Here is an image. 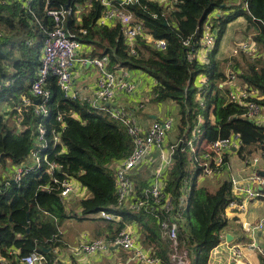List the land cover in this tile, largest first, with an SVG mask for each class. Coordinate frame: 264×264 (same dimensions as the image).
<instances>
[{
	"label": "trees",
	"instance_id": "trees-1",
	"mask_svg": "<svg viewBox=\"0 0 264 264\" xmlns=\"http://www.w3.org/2000/svg\"><path fill=\"white\" fill-rule=\"evenodd\" d=\"M88 1L33 0L30 12L22 7L21 0H0V83L3 85L0 90V255L12 259L8 252L11 248L20 250L18 257L37 249L46 255L49 264H57L59 261L54 259L53 250L62 245L60 228L64 220L70 216L83 220L106 210L122 216V219L108 220L99 215L92 219L103 221L104 228L111 233L115 231L112 230L114 225L119 230L126 223H136L145 235L146 245L158 246L157 253L164 258V263L169 262L176 248H185L190 253L192 264H208L210 253L220 244L221 232L228 224L226 208L233 199L232 184L229 179H224L215 190L198 185L201 168L186 143L173 154L165 179V192L176 201L186 188L185 218L180 223L175 245L162 237L161 225L154 215L146 211L134 213L118 206L115 163L133 151L132 137L123 123L85 101L67 97L54 76L49 77L51 96L47 101V116L36 114L35 98L32 107L24 114L16 109L22 94L31 95V84L37 78L41 65L43 37L56 25L48 10H58L68 4L75 8L86 5ZM124 8L144 24L147 34L154 39L165 40V48L148 43L145 37H138L135 46L128 44L120 21L114 25L98 24L104 11L99 0H93L92 8L82 14L81 25L74 13L69 15L66 29L80 36L90 48V55H109L112 65L142 71L154 78L152 102L171 101L177 105L178 137L189 138L200 117L203 123L198 145L203 140L211 142L240 133L243 146L237 153L242 159L264 149V126L244 119L241 116L243 107L229 102L230 85L222 86L227 79L225 66L228 68V64L217 58L228 24L244 16L246 33L251 34L263 51L244 72H240L239 77L243 86L259 92V97L254 100L264 105V0H242L241 3L231 0H173L171 4L138 0ZM215 11L219 13L212 16ZM206 23H211L216 31V45L209 53L208 63L197 58L190 60L189 55L200 46ZM81 28H86L87 32L81 33ZM234 63L232 60L229 67L239 72L240 65ZM201 74L207 77L206 84L202 86L198 83ZM6 82L10 85L5 86ZM199 94L203 104L198 99ZM4 106L11 108L9 117L2 110ZM60 114L66 121V128L62 131L58 121ZM41 122L47 130V139L53 138V131H61L60 137L66 147L64 153L56 156L54 153L59 146L53 149L50 144L51 159L62 163L63 171L77 178L90 192L87 198L79 201L81 215L77 212L72 215L71 209L68 211L60 198L58 185L46 171V165L30 169L19 182H12L4 176L5 171L12 170L19 163L32 164L30 152ZM63 176L57 173V177ZM133 177L136 189L141 193L148 181L135 172ZM45 249L50 251L44 252Z\"/></svg>",
	"mask_w": 264,
	"mask_h": 264
},
{
	"label": "built area",
	"instance_id": "built-area-1",
	"mask_svg": "<svg viewBox=\"0 0 264 264\" xmlns=\"http://www.w3.org/2000/svg\"><path fill=\"white\" fill-rule=\"evenodd\" d=\"M21 1L23 3L22 7L32 12L31 3L33 0ZM99 1L104 6V11L97 21L98 24L114 25L120 21L125 41L128 44L135 46L138 37H145L148 43L165 48V40L154 39L147 34L144 24L137 19L133 12L124 8L125 5L134 4L138 0ZM151 1L170 4L169 0ZM92 6L93 0H89L86 5H77L75 8L69 5L68 8L48 10V14L53 17L56 25L53 29L47 30L43 37L41 65L37 78L31 84V95L28 93L22 94L21 101L16 109L19 113L24 114L32 107L35 98L38 100V103L35 104L36 114L47 116L49 113L47 101L51 96V90L48 88L49 77L54 76L57 85L67 97L73 100L85 101L90 106L109 113L113 119L123 123L132 137L133 151L128 157L115 163L118 206L127 208L134 213L142 211L151 213L161 225L163 238L177 245L179 226L185 218L186 188L183 189L178 201L165 192L166 174L173 162V154L180 145L186 143L188 149L194 154V161L198 162V167L201 168L202 176H215L220 170L226 168L227 158L238 152L243 146L241 134L232 133L228 138H219L211 142L203 140L196 147L195 144L200 141L202 134L198 125L194 127L191 136L187 139L183 136L170 137L171 132L176 129L175 120L171 115L157 118L149 127H143L139 123L134 110L117 103L120 97L135 94L137 87L132 73L134 70L116 64L112 65L109 55H90L88 51L90 48L81 41L80 36L76 32L66 29V20L69 15L74 13L77 16V23L81 25L82 14L91 9ZM80 32L85 34L87 29L81 28ZM216 40V31L213 30L212 24L206 23L200 39V46L189 55L190 60L197 58L202 63H208L209 53L215 47ZM185 43L188 45L189 40ZM132 51L135 53L134 49ZM201 51L203 54L200 55ZM231 52L233 55L248 53L253 59H257L262 55L259 44L251 37L238 41ZM76 65L79 68L80 66L93 65L98 71L95 91L90 97L82 96L76 88L75 81L77 74L80 72V70L74 71ZM226 74L227 79L222 83V86L230 85L229 102L243 107L244 112L241 116L244 119L264 126V105L254 100V98L259 97V92L249 90L247 85L239 84L241 81L240 72L228 68ZM206 82L207 77L201 74L198 81L199 85L202 86ZM4 85L9 86L10 82H6ZM2 87L3 85L0 83V90ZM198 99L202 104L204 103L200 94ZM9 109H11L9 106H4L3 111L6 112V117H9ZM58 121L61 131L64 130L66 121L62 114L58 116ZM61 131H53V138L48 140L44 124L39 123L36 142L30 152L32 164L29 166L26 162H22L15 165L6 178L9 177L12 182H19L30 169H39L46 165V171L51 174L53 181L58 185L62 202L67 205L72 196L79 199L87 198L86 190L88 188L77 178L64 172L62 163L57 159H51L52 151L48 150L50 144H52L53 149H58L59 146L58 151L54 153L56 156L66 151L60 137ZM199 149L202 152H199ZM262 156H264V152L261 155L254 154L251 157L242 159L243 166L239 175L231 176L230 181L233 192V199L229 203L231 207L243 209L245 203L241 202V198L264 199V176L258 168ZM152 165H154L153 180L148 187L143 188L139 193L133 177L134 172L142 166L152 167ZM57 173L63 174V178L57 177ZM46 188L52 189L49 186H46ZM98 215L108 220L122 219V216L112 214L106 210L100 211ZM253 229L264 230V217ZM138 232L139 228L135 223H126L123 228L117 230L112 238L97 237L83 241L76 247L74 253L78 258H83V256L109 253V251L122 248L128 256L118 259L114 264H185L187 253L182 251L181 248H176L169 262L164 263V258L157 253L158 246H147L142 243L137 235ZM235 254L241 257L240 251L237 249H235ZM0 264H49V260L43 252L34 249L21 257L17 256L15 259L0 255Z\"/></svg>",
	"mask_w": 264,
	"mask_h": 264
},
{
	"label": "crops",
	"instance_id": "crops-1",
	"mask_svg": "<svg viewBox=\"0 0 264 264\" xmlns=\"http://www.w3.org/2000/svg\"><path fill=\"white\" fill-rule=\"evenodd\" d=\"M231 1L241 3L242 0ZM169 2L171 4L173 3V0H169ZM218 13L219 11H215L212 16H215ZM246 27L247 20L244 16H240L230 22L219 44L217 53V58L219 60L227 61L228 68H230L229 64L232 63V60L235 61L234 64H239V72H244V70L248 68V64L253 61V58L248 53L233 55L231 52V49L238 43V41L251 37L249 34H246ZM201 54H203L202 51L200 52V55ZM224 64L226 65V63ZM225 67L227 72L228 68L227 66ZM75 70H80L75 81L76 88L80 91L82 96H92L95 91L98 77L97 69L93 65L80 66V68L76 65L74 67V71ZM132 73L136 80V92L134 95L120 97L117 100V103L128 106L134 110L135 113L137 112L136 116L137 118L139 116V123L147 128L155 119L162 117L157 113L156 108H148L145 106L146 101L143 96V93H149V100L152 102L151 92L155 80L142 71L135 70ZM173 138H175V136ZM263 152L264 149H259L255 154L261 155ZM263 157L264 156H262V158ZM227 160L226 168L220 170L215 176H210V179H208L209 181L206 180L209 182L208 185L201 186H206L209 189L215 190L218 188L219 184H217V186H213L212 184H214V180L216 181L218 177H224V179L230 180L232 175L238 176L243 166L242 158L236 152L227 158ZM258 168L260 172L264 171V161H260ZM153 169L154 165H152V167L142 166L137 169L138 171H135V173H138L143 180L148 181V184L145 187H148L153 180ZM206 177L208 176L204 175L199 177L198 185H200L199 181L206 179ZM86 191L88 197L90 192L88 189ZM80 200L81 199L75 196H72V198L69 199L67 207L69 208L68 211H70V209L72 210V215L74 212H77L79 215L82 214L79 207ZM240 200L245 203L243 209L240 207H231L230 205L226 208L228 224L221 232L223 238L220 244L211 251L208 264H262V259L264 258V230H254L253 227L262 217H264V199L241 198ZM97 216L98 214L90 215L87 219L83 220H80L79 217L76 216H70L64 220L60 228L62 245L53 250L56 262L59 261L58 263L61 264H114L118 259L128 256L122 248H115L116 251L112 250L109 251V253L83 256V258H78L74 253L76 247H78L83 241L91 240L98 236L112 238L115 235L107 228H104L105 224L103 221L100 219H98L99 221L92 219ZM133 223L134 222H132V224ZM137 235L141 242L146 245V241H144L145 235H143L140 230ZM181 249L187 253V258L190 261V264H192V258L190 257L189 251L185 248ZM235 249L240 251L241 257L235 254ZM8 252L12 259H15L20 253V250L11 248Z\"/></svg>",
	"mask_w": 264,
	"mask_h": 264
},
{
	"label": "rangeland",
	"instance_id": "rangeland-1",
	"mask_svg": "<svg viewBox=\"0 0 264 264\" xmlns=\"http://www.w3.org/2000/svg\"><path fill=\"white\" fill-rule=\"evenodd\" d=\"M247 34V33H246ZM249 35H251L250 33H249ZM248 35V36H249ZM153 79V78H152ZM239 84H241L242 85V81H240L239 82ZM143 96H144V99H145V106H147L148 108H156V111H157V113L160 115V116H172L173 118H174V120H175V126H176V129L175 130H173L172 132H171V134H170V137L171 138H173L174 136L176 137L177 136V134H178V127H177V125H178V122H179V115L177 114L178 112H177V110H178V108H177V105L176 104H173V103H171V101H166V102H162V103H153V102H150V95H149V93H147V92H145V93H143ZM152 99V98H151ZM229 100V99H228ZM4 108H2V110H3ZM136 114H137V112H136ZM138 121H139V116H138ZM202 123H203V119L202 118H200L199 117V121H198V126H201L202 125ZM197 145H198V143H196L195 144V146L197 147ZM189 150V149H188ZM189 152H191L190 150H189ZM202 152V151H201ZM260 161H264V157L260 160ZM29 162H31V160L29 159ZM11 167H9L8 168V170L10 169ZM13 169V168H12ZM2 172H4V170L2 171ZM10 173H11V170H9L8 172L7 171H5L4 172V176H7V175H10ZM210 176H208V177H206V179H202L201 181H199V184L200 185H208V183L209 182H207V181H209L208 179H210L209 178ZM224 179V177H218L217 179H216V181L214 180V184H212L213 186H217V184H219V182L221 181V180H223ZM207 180V181H206ZM213 188H215V187H213ZM99 217V216H98ZM96 221H99L98 219L96 220ZM117 221V220H116ZM117 226L116 225H114V228H112V230H115L116 232H117V228H116ZM113 232L114 234L116 233V232ZM99 237V236H98ZM158 248V247H157ZM185 264H190V261L188 260V258H187V260H186V262H185Z\"/></svg>",
	"mask_w": 264,
	"mask_h": 264
},
{
	"label": "water",
	"instance_id": "water-1",
	"mask_svg": "<svg viewBox=\"0 0 264 264\" xmlns=\"http://www.w3.org/2000/svg\"><path fill=\"white\" fill-rule=\"evenodd\" d=\"M67 8L69 7V4L66 6ZM38 103V100L36 101ZM261 174L264 176V171H261ZM50 249H45L44 252H49Z\"/></svg>",
	"mask_w": 264,
	"mask_h": 264
}]
</instances>
